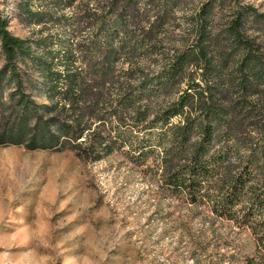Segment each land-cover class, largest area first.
I'll list each match as a JSON object with an SVG mask.
<instances>
[{"label": "trees", "instance_id": "16d2710c", "mask_svg": "<svg viewBox=\"0 0 264 264\" xmlns=\"http://www.w3.org/2000/svg\"><path fill=\"white\" fill-rule=\"evenodd\" d=\"M61 1L13 2L28 36L0 14V120L28 115L45 147L85 160L121 151L247 231L237 264H264V13L241 0H64L73 23Z\"/></svg>", "mask_w": 264, "mask_h": 264}, {"label": "rangeland", "instance_id": "374dc122", "mask_svg": "<svg viewBox=\"0 0 264 264\" xmlns=\"http://www.w3.org/2000/svg\"><path fill=\"white\" fill-rule=\"evenodd\" d=\"M14 1L0 0V14L28 36L11 19ZM241 1L264 13V0ZM64 2L57 14L74 23ZM34 123L15 111L0 120V264H237L252 252L247 231L171 196L121 151L85 160L69 145L45 147Z\"/></svg>", "mask_w": 264, "mask_h": 264}]
</instances>
